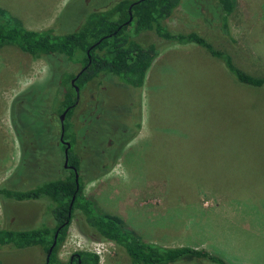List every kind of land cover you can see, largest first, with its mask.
<instances>
[{
    "label": "rangeland",
    "instance_id": "rangeland-1",
    "mask_svg": "<svg viewBox=\"0 0 264 264\" xmlns=\"http://www.w3.org/2000/svg\"><path fill=\"white\" fill-rule=\"evenodd\" d=\"M108 2L0 0V8L27 30L52 27L62 32ZM216 9L213 0H179L164 25L172 33L199 35L246 74L264 77V0H235L228 35L219 30ZM139 40L159 51L140 92L120 82L104 84L100 77L78 95L81 106L100 100L106 104L103 116L112 118L107 130L111 135L92 127L75 136L69 125L64 143L58 141L61 113L50 123L45 116L39 132L29 118L13 131L11 100L30 86L38 89L50 63L32 60L13 47L0 48V187L26 190L66 176L65 148L59 144L66 143L78 156L82 194L100 213L118 217L123 230L162 247L200 249L225 264H264V88L237 85L218 60L194 44H173L152 32L142 33ZM62 63V68L67 66ZM98 81L102 86L96 92ZM136 110L141 125L121 148L124 138L113 134L117 119L125 113L133 119ZM108 144L112 151L102 155ZM46 204L0 196V228H51ZM77 216L75 211L57 250L59 260L93 252V244H99L98 264H128L113 244L90 241L92 232ZM43 260L37 247L0 249V264ZM173 264L214 263L195 259Z\"/></svg>",
    "mask_w": 264,
    "mask_h": 264
},
{
    "label": "trees",
    "instance_id": "trees-1",
    "mask_svg": "<svg viewBox=\"0 0 264 264\" xmlns=\"http://www.w3.org/2000/svg\"><path fill=\"white\" fill-rule=\"evenodd\" d=\"M103 1L109 2L101 8L84 13L81 18L74 21L73 29L62 32H57L52 27L39 31L27 30L18 19L0 8V48L13 47L32 60L46 59L50 63L48 75L38 89L30 86L11 100L9 119L14 132L16 126H20L21 122L28 118L38 126L36 130L39 132L43 127L42 120L45 116L50 123V118L57 119V116L66 110L63 121L64 133L67 126L69 128V116L79 106L75 104L76 97L82 90H86L89 83L100 77L106 79L104 84L110 81L120 82L140 92L146 71L159 52L155 44L143 43L139 40L142 33L152 32L157 38L173 44H194L202 48L210 57L218 60L237 85L250 89L264 88V77L246 74L232 63L229 55L215 50L199 35L172 33L166 29L164 21L178 6L179 0ZM213 1L217 7L219 30L222 34L228 35L227 22L235 0ZM62 61L67 64L66 67L62 68ZM71 80H74L73 84H70ZM94 86L95 84L90 89ZM101 86L98 81L95 91L97 92ZM74 87L78 90L77 95ZM98 105L99 103L95 108V114L100 116L97 122H104L103 130L106 131H103L104 135H111L107 130L112 118L109 116L107 119L106 115H101ZM42 110L46 111L43 117ZM133 110L135 111V107ZM133 114H135L133 119H130L128 113L119 115L117 119V133L113 134L118 139L120 136L124 138L121 148L129 143L139 129V110ZM94 131L97 129L94 128ZM63 139H67L65 133ZM109 141L112 142L110 139ZM59 144L63 151L65 146ZM113 145L117 147L114 143ZM66 166V176L41 182L30 189L15 190L0 187V196L15 202L44 200L52 222L51 228L45 225L35 229L0 228V249L10 247L21 250L37 247L42 250L45 259L53 236L57 232L55 245L46 264H69L68 260L62 262L58 259L57 250L66 236L74 212L77 211L79 216L77 217L86 230L93 234L89 240L113 244L127 257L128 264H173L179 261L192 262L195 259L225 264L203 250L189 247H162L141 241L131 232L123 230L122 221L118 217L100 213L82 194L83 182L77 169L78 156L69 148L66 150ZM72 196L73 200L69 208ZM72 255L76 257L73 258L72 264H98V257L94 253L79 251ZM43 264H45L44 260Z\"/></svg>",
    "mask_w": 264,
    "mask_h": 264
},
{
    "label": "flooded vegetation",
    "instance_id": "flooded-vegetation-1",
    "mask_svg": "<svg viewBox=\"0 0 264 264\" xmlns=\"http://www.w3.org/2000/svg\"><path fill=\"white\" fill-rule=\"evenodd\" d=\"M104 98L106 100V97H104ZM78 103H79V96L76 97V101H75V104H78ZM98 103H99V107L101 109L100 113H101V115H103L105 113L107 107H106V104L105 103H102L101 100H100L98 102H95V104H93V105L81 106L79 104L78 107L80 109L78 110V112H76V110H77L76 109L75 112L71 116H69L68 123H69V125L71 127V130L73 131L72 135H75L76 136L77 133L83 135V133L85 131L91 130L92 127H95L96 129H103L104 122H97L98 119H100V116L97 115V114H95V108H96V106H97ZM82 107H84V109ZM92 107H93L94 111H93V109H91ZM64 119H65V115H64L63 120H62V128H63V121H64ZM57 123H58V126L61 127V124L58 121V119H57ZM80 130L83 131V133L80 132ZM92 130H94V129H92ZM103 131L106 132L105 130H103ZM59 138H60V129H59V133H58V141L61 142V143L62 142L64 143L63 135H62V137L60 139L61 141L59 140ZM123 140L122 141H119V146H121ZM113 143H114V141L112 140V144ZM113 148H117V147L113 145ZM111 149H112V146H110V145L109 146H106L104 148L103 152H102V155L107 150H109L111 152L112 151ZM68 168H70V167L68 166ZM74 257H75L74 255H71L68 258L69 264H72Z\"/></svg>",
    "mask_w": 264,
    "mask_h": 264
},
{
    "label": "water",
    "instance_id": "water-1",
    "mask_svg": "<svg viewBox=\"0 0 264 264\" xmlns=\"http://www.w3.org/2000/svg\"><path fill=\"white\" fill-rule=\"evenodd\" d=\"M73 81L74 80H71V82H70V84H73ZM74 91H75V93H76V95L78 94L77 93V88L76 87H74ZM65 112H66V110H64V112H62L61 113V115L59 116V122H60V124H61V127H60V139H61V137H62V132H63V128H62V120H63V117H64V115H65ZM65 145V149H64V151H63V155H64V164H63V167L64 168H66V150H67V148H68V144H64ZM73 171H74V169H73ZM76 179H77V176H76V174L74 175V181L76 182ZM77 189V186L75 187V190ZM72 200H73V196L71 197V200H70V203H69V208H70V206H71V204H72ZM56 236H57V232H55V234H54V236H53V241H52V243H51V245H50V247L48 248V250H47V253H46V255H45V264H46V262H47V258H48V256L50 255V253H51V250H52V248L54 247V245H55V239H56Z\"/></svg>",
    "mask_w": 264,
    "mask_h": 264
},
{
    "label": "built area",
    "instance_id": "built-area-1",
    "mask_svg": "<svg viewBox=\"0 0 264 264\" xmlns=\"http://www.w3.org/2000/svg\"><path fill=\"white\" fill-rule=\"evenodd\" d=\"M99 244H93V246L98 250V248L97 247H99L98 246ZM93 250V252H91V251H87V252H91V253H94L97 257H98V254H99V251H97V250Z\"/></svg>",
    "mask_w": 264,
    "mask_h": 264
},
{
    "label": "crops",
    "instance_id": "crops-1",
    "mask_svg": "<svg viewBox=\"0 0 264 264\" xmlns=\"http://www.w3.org/2000/svg\"><path fill=\"white\" fill-rule=\"evenodd\" d=\"M145 77H146V75H145ZM142 117H141V115H140V123H139V127H140V125H141V119ZM139 130V129H138ZM137 135V134H136ZM136 135L134 136V138L136 137Z\"/></svg>",
    "mask_w": 264,
    "mask_h": 264
}]
</instances>
